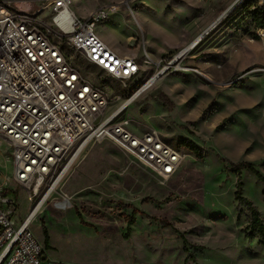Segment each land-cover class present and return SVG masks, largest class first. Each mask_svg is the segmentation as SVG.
<instances>
[{
	"label": "rangeland",
	"instance_id": "obj_1",
	"mask_svg": "<svg viewBox=\"0 0 264 264\" xmlns=\"http://www.w3.org/2000/svg\"><path fill=\"white\" fill-rule=\"evenodd\" d=\"M234 1L72 0L73 11L83 18L98 8L119 7L98 24L96 33L116 53L114 46L127 52L119 55L141 63L140 78L169 68L125 115L139 131L154 130L175 141L192 138L195 143L179 139L178 146L194 156L191 162L185 156L177 173L181 179L172 184V179L161 183L109 140L88 147L31 227L42 243L43 229L48 232L49 260L264 264L263 239L250 235L252 212L236 200L240 180L243 196L264 223V181L241 167L251 163L264 177V27L258 26L263 15L252 2ZM222 14L215 29L207 32ZM202 32L207 34L197 49L170 66ZM178 46L182 50L155 56ZM145 51L155 64L146 63ZM178 64L188 70H175ZM187 98L195 103L193 110L186 107ZM163 128H172V133L165 135ZM0 150L8 155L10 148L0 140ZM4 170L12 176L6 160ZM143 175L173 191L163 199L147 193L146 186L141 187ZM4 181L9 184L10 178ZM9 188L20 224L43 193L31 195L14 184ZM64 199L71 206L57 208L55 203Z\"/></svg>",
	"mask_w": 264,
	"mask_h": 264
},
{
	"label": "built area",
	"instance_id": "obj_2",
	"mask_svg": "<svg viewBox=\"0 0 264 264\" xmlns=\"http://www.w3.org/2000/svg\"><path fill=\"white\" fill-rule=\"evenodd\" d=\"M235 1L252 2L264 13V0ZM37 2L42 6L34 7ZM118 11L110 5L83 18L72 0H0V140L10 148L8 155L0 150V183L8 177L10 185L31 195L45 194L60 185L88 147L105 140L161 183L179 171L186 156L182 148L154 130L139 131L125 115L169 68L144 80L136 58L102 41L96 27ZM144 54L147 64H155ZM175 70L188 69L178 64ZM4 160L12 166L11 177ZM9 184H0V264H77L48 259L31 229L37 215L31 211L20 224L15 219ZM55 206L67 209L71 202Z\"/></svg>",
	"mask_w": 264,
	"mask_h": 264
},
{
	"label": "crops",
	"instance_id": "obj_3",
	"mask_svg": "<svg viewBox=\"0 0 264 264\" xmlns=\"http://www.w3.org/2000/svg\"><path fill=\"white\" fill-rule=\"evenodd\" d=\"M183 46H178V47H174L172 48L171 50H167V51H164L160 54H157L156 53V57H160L162 55H164L165 53H168L169 51H176V50H180ZM186 47V46H185ZM115 50L121 54V55H125L127 54V52H125L121 47L119 46H114ZM184 49V48H183ZM182 50V49H181ZM192 52V50L190 51ZM189 52V53H190ZM185 104H186V107H188L189 110H193L194 107H195V103L193 102L192 98H187L185 100ZM188 121V120H187ZM186 121V122H187ZM148 129V128H147ZM164 129V132H165V135L168 136V134L172 133V128H163ZM149 130V129H148ZM179 139L181 140H185L187 144H190V143H195L192 138H186V137H180ZM178 141H175V140H172V139H168L169 142L175 144V145H179V140ZM193 156H194V153L192 151H190L188 149L187 153H186V159H187V162H191L193 160ZM178 173V172H177ZM177 173L171 178L172 180V184L175 183L176 181H178L179 179H181L179 176H177ZM141 187L142 186H146V189L148 190L147 193H152L153 195H156L158 196L159 198H165L166 195L170 192V191H173V189H170V188H164V187H161L159 185V183L157 184L156 180L155 179H151L149 176L147 175H143L141 177ZM145 184H144V183Z\"/></svg>",
	"mask_w": 264,
	"mask_h": 264
},
{
	"label": "trees",
	"instance_id": "obj_4",
	"mask_svg": "<svg viewBox=\"0 0 264 264\" xmlns=\"http://www.w3.org/2000/svg\"><path fill=\"white\" fill-rule=\"evenodd\" d=\"M258 11L263 15V18L260 21H258V26L260 28H263L264 27V13L260 10H258ZM241 167H242V169L251 170L262 181H264V177L260 174V172H258L256 170V168L254 167L253 164L244 162L241 164ZM263 196H264V192H263ZM236 200L239 202L240 206H245L252 212L253 218H252V223L250 224L249 228H251L254 232H252L250 235H252V236L258 235L259 237H261V239H263V243H264V223L261 220V218L259 216V212L257 211L256 207L253 205V203L248 198L243 196L242 182L240 180H239L238 185H237ZM43 235H44V246H45V248L46 247L48 248L49 242H50V236L45 229H43Z\"/></svg>",
	"mask_w": 264,
	"mask_h": 264
},
{
	"label": "bare ground",
	"instance_id": "obj_5",
	"mask_svg": "<svg viewBox=\"0 0 264 264\" xmlns=\"http://www.w3.org/2000/svg\"><path fill=\"white\" fill-rule=\"evenodd\" d=\"M235 5L238 4V2L234 1ZM234 5V4H233ZM232 5V6H233ZM234 5V6H235ZM233 6V7H234ZM229 9V8H228ZM227 13V11L224 13V15ZM223 14L221 17H219L217 20H215L207 29L208 31H211L213 29H215L216 25L219 23V21L222 19ZM207 32H202L199 33L186 47H184V49L182 51H180L177 54V57L175 58V60L180 59L182 56L186 55L187 53H189L191 50L194 51L195 49H197V47L200 45L201 41L203 40V37L207 34ZM168 68L165 67V69H163L162 71L167 70ZM157 82V81H156ZM156 82H154L151 86H154L156 84ZM58 187V184H55L52 186V189L49 190L47 193H43V196L39 199V201L37 202L35 209L32 211V215L35 216L37 213H39V211L42 209V207L44 206V204L46 203V201L48 200V198L52 195V193L56 190V188Z\"/></svg>",
	"mask_w": 264,
	"mask_h": 264
},
{
	"label": "water",
	"instance_id": "obj_6",
	"mask_svg": "<svg viewBox=\"0 0 264 264\" xmlns=\"http://www.w3.org/2000/svg\"><path fill=\"white\" fill-rule=\"evenodd\" d=\"M4 1H10V2H13V1H16V0H4ZM164 72V71H163Z\"/></svg>",
	"mask_w": 264,
	"mask_h": 264
}]
</instances>
